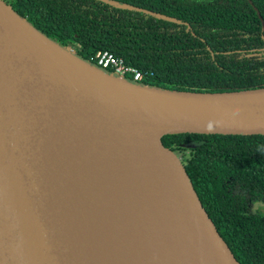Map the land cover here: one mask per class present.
<instances>
[{
  "label": "water",
  "instance_id": "1",
  "mask_svg": "<svg viewBox=\"0 0 264 264\" xmlns=\"http://www.w3.org/2000/svg\"><path fill=\"white\" fill-rule=\"evenodd\" d=\"M179 134L264 136V89L197 93L130 81L0 0V264H87L86 151L152 143L178 175L210 255L240 264L162 143Z\"/></svg>",
  "mask_w": 264,
  "mask_h": 264
},
{
  "label": "trees",
  "instance_id": "2",
  "mask_svg": "<svg viewBox=\"0 0 264 264\" xmlns=\"http://www.w3.org/2000/svg\"><path fill=\"white\" fill-rule=\"evenodd\" d=\"M4 2L89 63L99 51L122 58L144 75L142 85L197 93L264 89V0ZM162 143L180 158L237 261L264 264V212L255 209L264 206V136L179 134Z\"/></svg>",
  "mask_w": 264,
  "mask_h": 264
},
{
  "label": "bare ground",
  "instance_id": "3",
  "mask_svg": "<svg viewBox=\"0 0 264 264\" xmlns=\"http://www.w3.org/2000/svg\"><path fill=\"white\" fill-rule=\"evenodd\" d=\"M85 156L89 163L87 264H218L178 175L155 143L115 152L101 146L86 151ZM95 172L104 178L106 187L92 183ZM170 214L179 230L174 251H167L163 241L171 238L163 229L169 226ZM187 239L195 249L185 244Z\"/></svg>",
  "mask_w": 264,
  "mask_h": 264
},
{
  "label": "built area",
  "instance_id": "4",
  "mask_svg": "<svg viewBox=\"0 0 264 264\" xmlns=\"http://www.w3.org/2000/svg\"><path fill=\"white\" fill-rule=\"evenodd\" d=\"M71 50L81 57V52L76 47L72 48ZM93 62L94 63L92 64H94L95 66L107 72H112L123 78H127V76L132 75L134 77V82L140 83L144 79V75L139 70L127 66L122 58L117 57L109 51H99L96 54Z\"/></svg>",
  "mask_w": 264,
  "mask_h": 264
},
{
  "label": "rangeland",
  "instance_id": "5",
  "mask_svg": "<svg viewBox=\"0 0 264 264\" xmlns=\"http://www.w3.org/2000/svg\"><path fill=\"white\" fill-rule=\"evenodd\" d=\"M61 46L65 47V48H68V49L69 48L70 49L75 48V46H73L71 44H68L67 46H63V45H61ZM96 174H97V176H96ZM93 176H94V180L92 181V183H95L96 185L101 184L102 186L106 187V181H104V178L98 172H95L93 174ZM93 176H92V179H93ZM255 209L256 210H261L262 212H264V206L263 205L257 204L255 206ZM161 212L164 213V211H161ZM166 222H167V224L169 226L168 227L165 226L163 229L167 233L170 234V235L169 234H166V235H169L172 239L171 238H164L163 241H164L165 245H168L167 248L165 247L167 251L170 248H172V250L174 251L173 246L178 242V234H179V230H177L175 228V226L178 225L177 224V219L174 217L173 214H170V215H167ZM184 223H185V227L188 226L187 223H186V220L184 221ZM189 240L190 239H187L185 244L190 246V248L195 249V247L192 246V243H189Z\"/></svg>",
  "mask_w": 264,
  "mask_h": 264
}]
</instances>
